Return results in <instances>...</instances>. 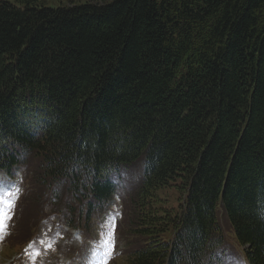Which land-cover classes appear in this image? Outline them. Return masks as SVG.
Returning a JSON list of instances; mask_svg holds the SVG:
<instances>
[{
  "label": "trees",
  "instance_id": "16d2710c",
  "mask_svg": "<svg viewBox=\"0 0 264 264\" xmlns=\"http://www.w3.org/2000/svg\"><path fill=\"white\" fill-rule=\"evenodd\" d=\"M21 165L71 224L134 166L129 264H216L226 227L264 264V0H0V167Z\"/></svg>",
  "mask_w": 264,
  "mask_h": 264
},
{
  "label": "rangeland",
  "instance_id": "374dc122",
  "mask_svg": "<svg viewBox=\"0 0 264 264\" xmlns=\"http://www.w3.org/2000/svg\"><path fill=\"white\" fill-rule=\"evenodd\" d=\"M48 7H57L59 5L81 4L90 0H39ZM20 178L26 177L21 171L17 172ZM128 174H131L129 171ZM116 177L124 178V174L120 172L115 174ZM10 180L13 186L14 196L18 197L24 190V184L19 178H10L7 174H2ZM135 182L128 181L126 185L119 186L121 193L116 194L114 199L107 205V209L99 215L95 226L86 227V230H77L70 228V231L62 225V219H58L55 225L51 226L48 222L49 218L44 220V224L40 227V232L33 237L32 227L30 224L26 226L27 238L26 243L23 240L11 239L6 233L0 236V264H13L14 262L22 264H126L125 258L127 254L123 252L121 246V232L124 228V218L126 208L129 201V194L134 192ZM16 189H19L18 193ZM24 194L19 202L18 214L24 211ZM167 198L174 196L172 188H167L161 193V196ZM10 196L8 199L16 200ZM15 204V203H14ZM11 211L17 212L15 205ZM48 214L47 212H45ZM16 224L18 222L14 220ZM14 224V223H13ZM228 229V228H227ZM229 231V229H228ZM230 232V231H229ZM14 238V236H12ZM109 240L110 245H105L104 241ZM24 246L28 247L24 251ZM231 248V247H230ZM232 253L239 255L237 249Z\"/></svg>",
  "mask_w": 264,
  "mask_h": 264
},
{
  "label": "snow or ice",
  "instance_id": "6c2138e0",
  "mask_svg": "<svg viewBox=\"0 0 264 264\" xmlns=\"http://www.w3.org/2000/svg\"><path fill=\"white\" fill-rule=\"evenodd\" d=\"M19 189H16V192L18 193ZM15 193H9L6 190H4L2 187H0V235H3L6 233L7 229V221L11 218V209L14 208V200L8 199L9 196H14ZM109 240H105V245H110Z\"/></svg>",
  "mask_w": 264,
  "mask_h": 264
}]
</instances>
